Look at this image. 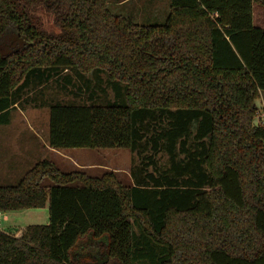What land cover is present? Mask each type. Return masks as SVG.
I'll return each instance as SVG.
<instances>
[{"label":"trees","instance_id":"trees-1","mask_svg":"<svg viewBox=\"0 0 264 264\" xmlns=\"http://www.w3.org/2000/svg\"><path fill=\"white\" fill-rule=\"evenodd\" d=\"M255 3L264 9V0H169L163 23L142 25L108 0H0V125L25 93L55 81L84 102L47 104L50 148L148 154L130 186L46 159L0 185L2 213L48 207V222L20 236L0 229V264H81L86 239H104L107 258L84 264H264Z\"/></svg>","mask_w":264,"mask_h":264},{"label":"rangeland","instance_id":"rangeland-1","mask_svg":"<svg viewBox=\"0 0 264 264\" xmlns=\"http://www.w3.org/2000/svg\"><path fill=\"white\" fill-rule=\"evenodd\" d=\"M168 2L169 0H108L109 8L113 13L131 17L134 22L142 25L163 23L169 9ZM42 17L45 29L52 32L59 31L47 14H42ZM253 24L256 27L264 28V9L256 3L253 4ZM65 72L67 71H64L63 74ZM68 74L72 76L73 73L69 71ZM74 82L81 83L77 78H74ZM108 95L112 96L110 90ZM57 100L82 103L84 97L75 95V92L68 93L60 90L56 82L51 81L43 89L42 94L38 91L25 93L23 100L11 111L10 122L7 125H0V185L16 184L27 170L43 159L51 161L62 172L80 171L97 178L112 173L121 184L132 185L134 179L131 171H138L142 162H147V160H143L144 153L139 154L118 148L48 150L47 104ZM255 104L257 115L254 118V123L261 124L264 120V92L255 100ZM1 140H5V142L1 143ZM27 149L34 151L32 157L27 155ZM7 155L11 158L6 159ZM154 159L158 169L166 168L167 155L160 153ZM17 160H20L21 164ZM147 171L156 172L153 166H149ZM44 184L48 185L50 182L45 180ZM47 222V206L9 211L3 213L0 229L20 236L26 226L46 224ZM81 244L87 245L82 246L85 250L84 253L77 256L81 264L85 262L100 263L106 260L104 239L99 241L86 239L81 241Z\"/></svg>","mask_w":264,"mask_h":264},{"label":"crops","instance_id":"crops-1","mask_svg":"<svg viewBox=\"0 0 264 264\" xmlns=\"http://www.w3.org/2000/svg\"><path fill=\"white\" fill-rule=\"evenodd\" d=\"M109 4V3H108ZM4 143L5 142V140H1V143ZM48 145V144H47ZM28 150V153H27V155H29V156H31L32 157V155L34 154V151L33 150H29V149H27ZM48 150L50 151V150H55V149H52V148H50L49 146H48ZM13 157H15V158H17L15 155H13ZM7 158H11V157H9L8 155H7V157H6V159ZM21 159V158H20ZM29 159H31V158H29ZM11 160V159H10ZM18 162H20V160H17ZM20 164H21V162H20ZM24 175V174H23ZM22 175V176H23ZM7 233V232H6Z\"/></svg>","mask_w":264,"mask_h":264},{"label":"built area","instance_id":"built-area-1","mask_svg":"<svg viewBox=\"0 0 264 264\" xmlns=\"http://www.w3.org/2000/svg\"><path fill=\"white\" fill-rule=\"evenodd\" d=\"M263 125H264V120L263 122H261ZM2 222H3V213L2 211L0 210V227L2 226Z\"/></svg>","mask_w":264,"mask_h":264}]
</instances>
